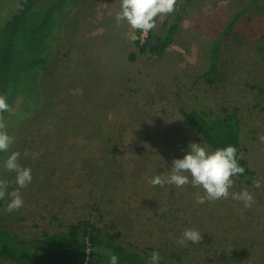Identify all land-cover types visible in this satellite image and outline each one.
<instances>
[{
	"label": "rangeland",
	"instance_id": "1",
	"mask_svg": "<svg viewBox=\"0 0 264 264\" xmlns=\"http://www.w3.org/2000/svg\"><path fill=\"white\" fill-rule=\"evenodd\" d=\"M141 2L83 0L69 17L42 75L46 110L4 140L0 229L42 247L89 219L164 264H264V0H149L143 24ZM17 3L0 0V25ZM149 30L171 34L162 53L138 52ZM199 106L238 107L253 183L184 118Z\"/></svg>",
	"mask_w": 264,
	"mask_h": 264
},
{
	"label": "trees",
	"instance_id": "2",
	"mask_svg": "<svg viewBox=\"0 0 264 264\" xmlns=\"http://www.w3.org/2000/svg\"><path fill=\"white\" fill-rule=\"evenodd\" d=\"M83 0H18L11 15L0 25V163L3 160L4 140L17 129V116L39 114L46 110L47 88L42 75L49 55L56 48L69 17ZM257 0H249L251 4ZM149 0H142L143 17ZM241 9L233 14L213 39L208 50V77L216 73L223 40L238 18ZM141 30V27H140ZM172 36L155 35L148 31L146 38L136 41L138 52L162 53ZM260 89V88H259ZM20 98L18 109L13 104ZM11 110V111H10ZM184 118L194 130L213 146L226 164L238 175L253 183L254 173L239 151L240 117L238 107L218 114L204 107L182 109ZM9 139V138H8ZM4 203L0 186V207ZM39 247L0 229V257L7 255L15 264H164L152 257L122 248L89 219L78 220L64 233L43 236Z\"/></svg>",
	"mask_w": 264,
	"mask_h": 264
}]
</instances>
